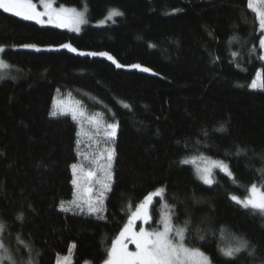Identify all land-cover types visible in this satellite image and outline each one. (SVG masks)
Listing matches in <instances>:
<instances>
[{
	"label": "trees",
	"instance_id": "obj_1",
	"mask_svg": "<svg viewBox=\"0 0 264 264\" xmlns=\"http://www.w3.org/2000/svg\"><path fill=\"white\" fill-rule=\"evenodd\" d=\"M52 1L88 10L79 33L0 10L7 66L0 72V223L17 261H27L30 247L38 264H56L74 243L71 264H103L136 205L163 187L174 225L189 222V246L213 264H264V213L230 199L264 184V91L248 86L264 70L263 33L248 0ZM110 9L123 15L93 26ZM56 95L80 99L89 115L107 111L116 125L111 191L100 214L60 208L73 200L71 165L80 148L72 117L50 114ZM221 124L225 131H216ZM237 147L245 152L236 155ZM198 156L223 160L235 179L215 172L213 185L203 184L181 163ZM158 204L151 207L154 228ZM234 237L255 255H221Z\"/></svg>",
	"mask_w": 264,
	"mask_h": 264
},
{
	"label": "snow or ice",
	"instance_id": "obj_2",
	"mask_svg": "<svg viewBox=\"0 0 264 264\" xmlns=\"http://www.w3.org/2000/svg\"><path fill=\"white\" fill-rule=\"evenodd\" d=\"M43 6L45 11L40 12L36 10V6L32 3V0H0V9L5 13H11L17 17L24 20H33L36 23H41V17L47 16L48 23L54 24L56 27H67L69 25H74L76 30L79 31V25L87 23L84 18V13L78 12L76 9L60 8L54 10L52 8V0H44ZM248 8L255 14L258 21L259 29L264 33V0H248ZM123 15L117 9H110L107 19H112L115 16ZM103 23V21H101ZM235 39V38H234ZM23 47L34 48L35 45H23ZM63 48H67L69 51H77L70 44L61 45ZM259 47L261 49V55L259 59L264 61V34L261 35L259 39ZM39 50V49H37ZM5 51V49L0 48V52ZM81 55L89 56H107L109 60L113 58L107 53H80ZM233 57L237 54L232 53ZM113 63L115 61L113 60ZM121 67L120 64L116 65ZM133 68H139L143 72H149L151 69L147 67H141L138 64L132 65ZM260 80L259 88L264 91V70H258L256 76L253 78L251 84L248 86L252 89L258 87L257 80ZM128 107V105H125ZM56 116L58 113L53 111L50 113ZM59 114H64L61 111ZM82 115V113H81ZM73 120L77 119V113L72 112ZM108 129L110 131L107 133L109 138H114L116 133V125L108 124ZM216 131H225L224 125L221 124ZM79 135V134H78ZM107 152V170L105 171V178L103 180H98V188L92 186L85 189L88 193L87 199L80 197L79 199L74 198L68 202H61L60 208L62 211H70L79 209L81 213L96 215L105 211L104 201L108 192L111 191V162L115 155L114 150H106ZM245 152V149L237 147L236 155H241ZM104 153L100 154V159H103ZM191 161L188 159L181 160L182 164H189ZM77 164H72L71 168L73 170V180L72 184L74 188H77L78 181L76 179L77 174ZM81 171H83V166H80ZM213 168H218L224 172L229 177L235 179L232 170L229 168L228 164L223 160H212L210 164H206L203 168L197 167L196 172L198 178L205 185H213ZM103 170V169H102ZM95 175L94 172L89 171L87 176L89 178ZM264 175V172H262ZM166 189L158 188L154 191L148 193L144 196L141 203L136 205V210L131 213L127 223L121 228L118 235L111 242V247L106 250L107 255L103 261V264H213L209 256L203 252L198 247H191L188 244L189 232L187 227L188 221H185V227H176L173 223L172 214H165L157 228H146L144 225H149L152 222V215L150 212L151 205L155 199H164ZM248 195L241 198L238 195H231L230 199L241 207L245 209H251L253 211L259 210L264 213V184L257 185L256 183L251 184L247 188ZM166 208L170 206L165 204ZM174 209V206H171ZM99 218H103L102 216ZM17 219L22 220L23 215L17 217ZM136 221H141L142 224L138 226V230H135ZM6 230V226L0 223V264H4L5 261L8 264H38L37 261L32 257L30 247L26 249L28 252V259L24 261L23 258L17 261L15 256L10 252L7 245L3 240V233ZM200 240L205 239V235L201 234L199 236ZM234 243L228 245L227 247H219L221 255L234 259L241 252L247 251L249 256L255 255V249L249 246V242L242 237H234ZM132 244L135 246L134 251H130L128 245ZM76 245L70 244L68 249V255H65L62 259H57L56 264H71L72 255L74 253ZM39 255V253H36ZM59 255V254H58Z\"/></svg>",
	"mask_w": 264,
	"mask_h": 264
},
{
	"label": "rangeland",
	"instance_id": "obj_3",
	"mask_svg": "<svg viewBox=\"0 0 264 264\" xmlns=\"http://www.w3.org/2000/svg\"><path fill=\"white\" fill-rule=\"evenodd\" d=\"M43 2H44V0H37V1L32 0V3L36 6V10L40 11V12L45 11V8L43 6ZM62 7L67 8V9H73L72 7H68L65 5L64 6L56 5V3L54 1H52V8L54 10H58ZM74 9H76L78 12L84 13V18L87 20L88 10L86 8H82V9L74 8ZM8 14L11 15V13H8ZM107 16H108V14H107ZM107 16H105L101 20L97 21V23L93 24V26H95V27L108 26L109 24H113L115 22L116 18L118 17V16H115L112 19H107L106 18ZM18 18H20V17H18ZM20 19L22 20V18H20ZM41 20H42L41 23H37L40 26H43V27L47 26V27H51V28H58L61 30H68L69 32H72L74 34L79 33L81 30V27L86 25V23L79 25V31H77L74 25H69L67 27H62V28L54 26V24L47 22L48 21L47 16L41 17ZM26 21L36 23L33 20H26ZM101 21H103V23H101ZM87 22H88V20H87ZM1 48L4 49V47H1ZM24 48L34 50V49H36V46L34 48L23 47L21 49H24ZM64 49H67V48H64ZM71 52H73V51H71ZM1 53L2 52H0V54ZM73 53H76V52H73ZM99 56H95V57H99ZM100 57H103V56H100ZM262 62L264 63V61H262ZM6 68H7V66H6L5 62L2 61L1 56H0V72H3V70H5ZM259 84H260V80L258 79L257 80L258 87L256 89H253V90H260ZM79 101H80V99H77L76 97H70V96L63 97L60 95H56V97L53 100V107H54V111H56L58 114L61 111H63V113H64L63 115H67V116L72 117L73 111H75L77 113V119L74 121L76 123V126L78 127L77 138H79V144L78 145L80 148V151H79V159L80 160L78 163H76L78 165L76 179L78 181L79 186L77 188H74V186H73V191H74L73 199L74 198L79 199L80 197L87 199L88 193L85 191V189H87L90 186H92L94 188H98L99 185H98L97 181L103 180L105 178V171L104 170H107V163H108L107 159H106V156H107L106 150H114V148L111 146V142L115 138V137L109 138L107 136V133L110 131V129H108L107 125L108 124H115V123L111 122L112 115L107 111H102V110L100 111L99 110V111H96L95 114H91V115L87 114V109L82 108L80 106ZM81 113H82V115H81ZM101 153H104L105 158L100 159ZM188 160L191 162L189 164H185V165H190L192 167L194 175H196L197 179L199 181H201L198 178V175L196 172L197 167L203 168L206 164H210L211 161L214 159L208 158L205 156H198V157H190ZM112 163H113V159L111 162V167H112ZM81 165L83 166V171H81V168H80ZM71 170H72V168H71ZM111 170H112V168H111ZM89 171H92L95 173V175L91 178H89L87 176V173ZM212 171H213V178H214L215 172H220L222 174H225L224 172H222L218 168H213ZM73 178L74 177H73V170H72V180H73ZM111 182H112V179H111ZM158 188H163V187H158ZM158 200H159L158 208L160 209V212H159V225H160V222H161L163 216L165 214H171V212H170L169 208L165 207L166 203H165L164 199H159V198L155 199L153 201V204ZM153 204L151 205V207L153 206ZM238 205H240V204H238ZM151 210L152 209H150V212H151ZM153 223H154V220L152 219V222L149 225H144V227L150 228V229L154 228ZM141 224H142L141 221H136V225L134 226L135 230H138V226ZM159 225H158V227H159ZM175 226L180 227L178 225H175ZM181 227H183V226H181ZM128 247H129L130 251L135 250V246L132 244H129ZM225 247H227V246H225ZM59 259H62V257H60ZM4 264H8V262L5 261Z\"/></svg>",
	"mask_w": 264,
	"mask_h": 264
}]
</instances>
